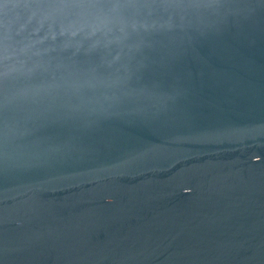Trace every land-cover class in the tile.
<instances>
[{
    "label": "water",
    "instance_id": "water-1",
    "mask_svg": "<svg viewBox=\"0 0 264 264\" xmlns=\"http://www.w3.org/2000/svg\"><path fill=\"white\" fill-rule=\"evenodd\" d=\"M0 264H264V0H0Z\"/></svg>",
    "mask_w": 264,
    "mask_h": 264
}]
</instances>
